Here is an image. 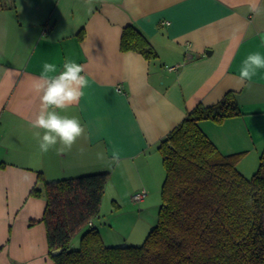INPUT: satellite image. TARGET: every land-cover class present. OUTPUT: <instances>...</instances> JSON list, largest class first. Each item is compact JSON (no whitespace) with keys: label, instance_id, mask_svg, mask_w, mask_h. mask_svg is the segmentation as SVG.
Instances as JSON below:
<instances>
[{"label":"crops","instance_id":"1","mask_svg":"<svg viewBox=\"0 0 264 264\" xmlns=\"http://www.w3.org/2000/svg\"><path fill=\"white\" fill-rule=\"evenodd\" d=\"M129 25L157 59L121 51ZM256 52L264 56V0H0V264H55L46 199L31 195L43 188L40 178L108 173L104 203L151 207L166 180L160 143L198 105L228 93L241 115L200 127L223 155L244 153L237 168L252 177L264 153V70L250 86L238 73ZM67 60L84 65L89 87L78 104L56 111L79 119L85 133L71 149L59 151L58 142L42 153L35 133L43 130L32 126L39 77L45 63L56 66L54 76ZM141 191L145 201L134 202ZM100 218L93 226L107 241ZM134 231L144 232L137 224Z\"/></svg>","mask_w":264,"mask_h":264},{"label":"trees","instance_id":"2","mask_svg":"<svg viewBox=\"0 0 264 264\" xmlns=\"http://www.w3.org/2000/svg\"><path fill=\"white\" fill-rule=\"evenodd\" d=\"M121 51L148 61L158 58L133 25L123 30ZM240 115L234 94L228 93L213 106L198 105L160 143L166 172L163 205L158 224L141 246H107L93 226L108 173L51 182L40 178L43 188L31 195L46 199L42 221L54 263L264 264V153L257 172L247 178L237 168L244 153L223 155L200 127L203 121L221 123Z\"/></svg>","mask_w":264,"mask_h":264},{"label":"clouds","instance_id":"3","mask_svg":"<svg viewBox=\"0 0 264 264\" xmlns=\"http://www.w3.org/2000/svg\"><path fill=\"white\" fill-rule=\"evenodd\" d=\"M251 10L257 12L255 6ZM260 70H264V56L259 52L249 54L242 62L238 73L241 85L250 86L253 77ZM54 72H56V66L45 63L39 77L40 82L37 85L38 90L43 94L40 97L39 114L32 126L43 130L42 137L40 132L35 133L42 153H47L50 149L55 148L58 142L62 145L59 151H63L65 148L71 149L85 133V127L82 126L79 119L61 116L56 111L57 109L64 111L78 104L84 96V89L89 87L87 76L82 75L85 72L84 65L67 60L63 64V71L58 75H49ZM113 158L118 159V153H114Z\"/></svg>","mask_w":264,"mask_h":264},{"label":"rangeland","instance_id":"4","mask_svg":"<svg viewBox=\"0 0 264 264\" xmlns=\"http://www.w3.org/2000/svg\"><path fill=\"white\" fill-rule=\"evenodd\" d=\"M155 202V201H154ZM102 202L100 215L103 216L102 224L104 229V243L107 246L122 247V246H141L146 240L150 231L158 224L159 212L163 205L161 195L156 198L155 203L146 206L144 212H140L142 208L136 204L123 206L121 209L110 198ZM104 222V223H103ZM138 225L144 232L139 235L134 231L135 225ZM99 226V228H98ZM96 228L100 232L101 225ZM110 236L111 241L107 239ZM81 235L74 238V249H78L80 245Z\"/></svg>","mask_w":264,"mask_h":264},{"label":"built area","instance_id":"5","mask_svg":"<svg viewBox=\"0 0 264 264\" xmlns=\"http://www.w3.org/2000/svg\"><path fill=\"white\" fill-rule=\"evenodd\" d=\"M178 67H170L168 68L170 71L176 70ZM147 197V193L145 191H141L140 193H137L133 196V201L137 203H142L145 201ZM92 225V222L90 223Z\"/></svg>","mask_w":264,"mask_h":264},{"label":"water","instance_id":"6","mask_svg":"<svg viewBox=\"0 0 264 264\" xmlns=\"http://www.w3.org/2000/svg\"><path fill=\"white\" fill-rule=\"evenodd\" d=\"M60 252H61V249L60 250H56V251L53 252V255H57Z\"/></svg>","mask_w":264,"mask_h":264}]
</instances>
